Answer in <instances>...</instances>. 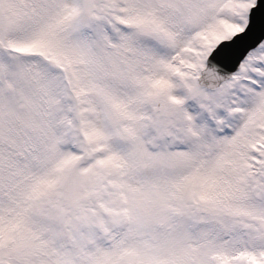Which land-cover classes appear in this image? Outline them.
<instances>
[{"label": "snow or ice", "instance_id": "obj_1", "mask_svg": "<svg viewBox=\"0 0 264 264\" xmlns=\"http://www.w3.org/2000/svg\"><path fill=\"white\" fill-rule=\"evenodd\" d=\"M0 264H264V0H0Z\"/></svg>", "mask_w": 264, "mask_h": 264}]
</instances>
